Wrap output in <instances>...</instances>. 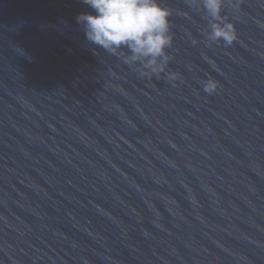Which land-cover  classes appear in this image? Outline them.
Returning <instances> with one entry per match:
<instances>
[{"label": "water", "instance_id": "water-1", "mask_svg": "<svg viewBox=\"0 0 264 264\" xmlns=\"http://www.w3.org/2000/svg\"><path fill=\"white\" fill-rule=\"evenodd\" d=\"M165 3L175 81L89 44L81 0H0V264H264V0L225 4L228 47Z\"/></svg>", "mask_w": 264, "mask_h": 264}, {"label": "clouds", "instance_id": "clouds-1", "mask_svg": "<svg viewBox=\"0 0 264 264\" xmlns=\"http://www.w3.org/2000/svg\"><path fill=\"white\" fill-rule=\"evenodd\" d=\"M91 11L82 12L77 23L84 30L87 42L95 49L110 54L126 50L125 63L140 66V76L166 74L167 81L179 78L167 70L169 49L173 44L171 9L165 0H81ZM189 8L201 13L207 21L205 40L209 46L223 42L231 46L238 39L236 24L225 14V4L238 6L240 0H186ZM184 14V13H179ZM196 46L199 42L192 39ZM16 48L22 49L19 46ZM23 50V49H22ZM25 55L24 50L22 51ZM220 82L209 78L203 82V91L215 93Z\"/></svg>", "mask_w": 264, "mask_h": 264}]
</instances>
